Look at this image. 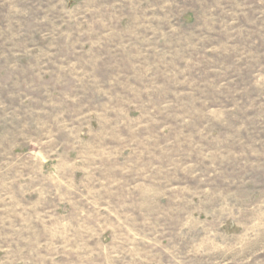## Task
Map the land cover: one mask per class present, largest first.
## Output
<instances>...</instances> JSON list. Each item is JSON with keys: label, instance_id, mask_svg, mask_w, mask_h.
Wrapping results in <instances>:
<instances>
[{"label": "rangeland", "instance_id": "1", "mask_svg": "<svg viewBox=\"0 0 264 264\" xmlns=\"http://www.w3.org/2000/svg\"><path fill=\"white\" fill-rule=\"evenodd\" d=\"M0 264H264V0H0Z\"/></svg>", "mask_w": 264, "mask_h": 264}]
</instances>
